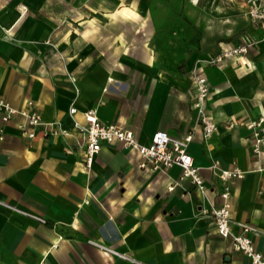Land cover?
Listing matches in <instances>:
<instances>
[{"label": "crops", "instance_id": "0c3cea01", "mask_svg": "<svg viewBox=\"0 0 264 264\" xmlns=\"http://www.w3.org/2000/svg\"><path fill=\"white\" fill-rule=\"evenodd\" d=\"M262 7L264 0H0V98L19 108L32 100L46 123L34 137L17 128L20 116L4 127L0 264H252L204 210L223 203L228 184L233 219L257 228L250 235L264 251V145L254 152L249 127L264 116V19L252 14ZM247 41L254 45L244 56L207 61ZM195 65L211 87L210 136L193 105ZM90 108L142 142L159 129L192 133L188 150L204 190L188 178L170 189L178 164L143 168L119 143L104 144L87 167L75 120ZM235 167L245 175L220 178Z\"/></svg>", "mask_w": 264, "mask_h": 264}, {"label": "built area", "instance_id": "2783aa9c", "mask_svg": "<svg viewBox=\"0 0 264 264\" xmlns=\"http://www.w3.org/2000/svg\"><path fill=\"white\" fill-rule=\"evenodd\" d=\"M252 14L255 18L264 19V7L254 8ZM254 45L253 41L243 42L232 48L224 49L213 57L207 59L208 62L220 63L225 57L233 56L240 58L244 56ZM191 79L194 86L193 105L197 111V119L204 124L205 135L210 136L216 128V123L208 117L206 113V100L210 94V84L208 78L203 74L199 66H194L191 70ZM78 111L77 106L70 107V113L75 114ZM85 121L75 120V127L84 134L86 156L85 163L91 167L96 154L101 150L104 144L119 143L122 146L136 151L140 156L139 165L143 168L166 169L172 165L178 164L182 168V174L175 184L170 186L173 189L175 185L181 183V179L188 178L191 183L204 190V179L200 173V167L194 163V158L188 150L189 142L193 139V134L188 133L183 137L173 136L167 130L159 129L154 132L151 139L142 142L138 139L136 132L125 125L105 122L95 111L87 109L84 112ZM16 116L21 119L15 124L17 128L29 137H34L38 126L46 124L42 114L35 108L34 102L29 100L27 106L19 108L13 106L9 101L0 98V141L5 138V124L11 122ZM264 116L258 120L249 122V127L253 129V150L260 154L264 145V129L262 124ZM57 132V130H53ZM66 132V130H63ZM215 166V164H214ZM259 169H264V163ZM246 170L239 167L232 169H221L220 178L227 181L233 177H243ZM231 189L228 184L222 192L223 203L213 206L211 209H205L213 219L218 232L225 237H232L234 247L246 253L252 264H264V251L259 250L250 233H257V228L244 221L236 222L232 217L231 203L229 201ZM234 224H237L239 231L234 230ZM112 251L110 248H106ZM121 256L135 261L129 254H120ZM139 264H148L138 261Z\"/></svg>", "mask_w": 264, "mask_h": 264}, {"label": "rangeland", "instance_id": "374dc122", "mask_svg": "<svg viewBox=\"0 0 264 264\" xmlns=\"http://www.w3.org/2000/svg\"><path fill=\"white\" fill-rule=\"evenodd\" d=\"M21 5H22V6H21V7H22V8H21V9H22V11H24V12H25V11L27 10V5H25V4H21Z\"/></svg>", "mask_w": 264, "mask_h": 264}]
</instances>
